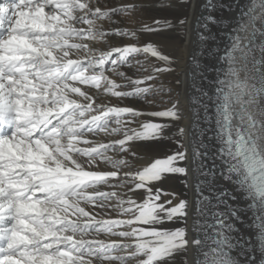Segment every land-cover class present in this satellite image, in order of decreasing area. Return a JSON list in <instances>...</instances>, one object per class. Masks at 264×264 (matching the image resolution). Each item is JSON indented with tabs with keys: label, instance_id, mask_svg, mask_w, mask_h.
<instances>
[{
	"label": "snow or ice",
	"instance_id": "obj_1",
	"mask_svg": "<svg viewBox=\"0 0 264 264\" xmlns=\"http://www.w3.org/2000/svg\"><path fill=\"white\" fill-rule=\"evenodd\" d=\"M141 6L0 0V264H188L189 249L194 264H264V0L226 5L235 15L218 33L223 47L210 50L216 64L204 66L215 76L201 74L209 90L201 88V101L192 98L187 110L159 82L175 72L180 86L177 59L152 42L112 46L115 38L173 29L169 20L120 26ZM207 22L223 23L195 17ZM188 23L186 15L178 20L182 30ZM139 56L162 66L145 67ZM125 68L146 74L133 78ZM157 96L170 107L135 106L151 107ZM186 137L191 169L180 165L189 161ZM163 140L176 145L171 155L134 163L144 158L138 147ZM190 170L191 237L188 200L160 187L174 176L187 188ZM245 220L250 236L236 228Z\"/></svg>",
	"mask_w": 264,
	"mask_h": 264
},
{
	"label": "bare ground",
	"instance_id": "obj_2",
	"mask_svg": "<svg viewBox=\"0 0 264 264\" xmlns=\"http://www.w3.org/2000/svg\"><path fill=\"white\" fill-rule=\"evenodd\" d=\"M120 1V0H117ZM138 4L142 5L139 7L136 11L133 13L123 17H120V26L130 28V29H138L142 27L143 25H152L155 20H169L173 24V29L171 30H165L157 33H137L138 41L132 40L129 38H125L123 41H121L120 38H115L112 41V46H120L121 43H139L141 45L152 42L164 53L165 46L162 44H165V42L173 41L174 44L168 51V55L172 56L173 58L177 59L179 61L178 65H173V67H176V71L179 73V79L181 81V84L179 87L175 86V80L177 78L176 73H168V77L170 80H167L168 85L172 87V93L171 98L176 99L177 93H179V100H180V106L182 109L187 110V108L190 106L192 98H196L198 102L201 101V96L199 90L201 88H204L205 91H208V84L207 81L202 78V73L204 76H207L208 79H212L215 76L214 71L205 72L204 66L205 65H215L216 61L213 55L210 54V50H214L217 44L222 48L223 42L221 40V37L218 35L219 31L221 29H227L229 26V22L235 15L234 12L230 11L226 5L230 4L232 0H194V3L197 5L195 10L189 5L188 7H183L180 4V0H135ZM243 2V0H241ZM120 1L115 2V0H101L102 6L107 7H114L118 4H121ZM201 5H207L206 7H201ZM259 12V9H257V13ZM188 17L189 23L185 26V28L182 30L178 24V20L180 18H183L184 16ZM203 15L205 18L211 15L215 18V21L223 23H213V22H207V27H202L201 25H198L195 23V17ZM129 16V17H128ZM127 17V19H125ZM143 18V19H140ZM125 19V20H124ZM259 26V24L257 25ZM108 25H105V28H107ZM197 30L200 31V33L207 37V40L204 42H200L197 39ZM246 32H241L240 36L243 38L246 36ZM163 37L165 38L164 41L157 42V37ZM216 37L214 40L213 37ZM243 43V41H242ZM165 50V54H166ZM222 54V53H221ZM239 56L240 53H236L237 57V67H239ZM194 57L195 59H191ZM136 59L141 60L145 67L150 66H156L160 67L162 66L161 62L157 61L155 58L149 57L146 61L143 56H139ZM224 67L226 68L227 65L225 64ZM126 71L127 74H129V71H127V68L123 69ZM146 73L139 72L138 77L145 75ZM243 75V73H241ZM114 79H117L118 82L119 78L113 77ZM223 78V77H221ZM165 81V80H164ZM105 102H110L112 105L119 104V106H133V102L131 99H127L123 102L117 101L116 98H101ZM168 97L165 98L167 100ZM97 102H100L99 100ZM165 103H160V100L156 101V104L153 105L151 108L146 107V105L143 104H136L135 106L140 107L146 111H153V110H162L165 107H170V104L164 105ZM191 106L195 107L196 105L191 104ZM200 111V115L203 116V110L198 109ZM146 118V117H145ZM144 119V118H141ZM156 122H166L163 120V118H157ZM182 126L187 127L188 121L184 120L181 122ZM200 127L205 128L207 127V123L201 119L199 121ZM233 124H239V120H233ZM207 136H211L212 133L208 132L206 133ZM119 137H104L100 136L98 137L99 140L103 142H107L109 139H114ZM202 139V137H201ZM185 147L188 149V155H189V161L188 163L180 162L181 166L189 167L191 169V153H192V147L189 143V139L186 137L183 141ZM135 147V146H134ZM176 150V145L170 141V140H163L160 142H145L143 147H138L137 151L140 153V155L144 158L137 159L134 161L136 165H143L150 161L151 158H164L167 155H171L173 151ZM183 151V149H180ZM205 163L210 167L211 166V159H206ZM194 174L189 171V177H188V183L189 186L187 188L184 187L183 183L179 178L176 177H169L166 180L171 181V185L175 188L177 194L181 196V198L187 199L189 203V219H188V227H189V234L190 237L194 236V233L192 232V224L193 220L195 218V214L193 212V201L195 199V191L192 185H194ZM166 180L163 182V186H166ZM160 185V187L162 186ZM162 186V187H163ZM225 188H228V185L225 183ZM208 191H205L204 193H207ZM186 193V196L184 195ZM209 193V192H208ZM211 195V194H210ZM212 203H215L212 200ZM229 203H235L232 200H229ZM218 210H223V205H220ZM250 215V213H249ZM203 222V221H201ZM209 223H214L211 219V215L209 213L208 218ZM250 221L245 220L242 223L238 222L236 224V228L240 230L245 236H250L252 233V230L248 227V224ZM209 234L212 233V229H207ZM235 234V233H234ZM103 238V237H102ZM194 258H195V252L192 249H189L188 252V264H194Z\"/></svg>",
	"mask_w": 264,
	"mask_h": 264
},
{
	"label": "rangeland",
	"instance_id": "obj_3",
	"mask_svg": "<svg viewBox=\"0 0 264 264\" xmlns=\"http://www.w3.org/2000/svg\"><path fill=\"white\" fill-rule=\"evenodd\" d=\"M122 3H137L135 0H120ZM120 1H117V0H115V2H120ZM138 4V3H137ZM130 16V15H129ZM128 16V17H129ZM124 18V17H123ZM125 19H127V17L125 18ZM124 19V20H125ZM140 19H143V18H140ZM164 39L165 38H163V37H157V39H156V41L157 42H160V41H164ZM174 44V42L173 41H170V43L168 42H165V44H162V45H164L165 46V49H164V54H165V50H166V54L168 55V51L170 50V48L172 47V45ZM171 51V50H170ZM127 71H129V74H127V75H129V76H132L133 78H135L136 76L138 77V74H139V72H137L136 70H135V68H133L132 70H128L127 69ZM165 80V81H164ZM167 80H170V78L168 77V73H163V74H161L160 75V78H159V82L160 83H163V84H165V85H168V83H167ZM125 90H127V89H125ZM167 97V96H166ZM165 97V98H166ZM156 101L158 100H160V98L157 96L156 98ZM164 105H166V103L164 104ZM146 107H148V108H151V107H149V106H147L146 105ZM163 186V185H162ZM161 186V187H162ZM163 189H165V190H167V191H169V192H175V193H177L176 192V190H175V188L171 185V181L170 180H166V186H163L162 187ZM204 195H210V193H204ZM213 201L216 203V201H215V199H213ZM214 203V204H215Z\"/></svg>",
	"mask_w": 264,
	"mask_h": 264
}]
</instances>
